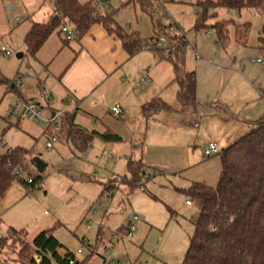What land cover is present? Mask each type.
<instances>
[{
  "label": "rangeland",
  "instance_id": "374dc122",
  "mask_svg": "<svg viewBox=\"0 0 264 264\" xmlns=\"http://www.w3.org/2000/svg\"><path fill=\"white\" fill-rule=\"evenodd\" d=\"M2 1L0 51L7 50L11 55L6 57L0 52V79L9 83L8 90L7 86L0 85V156L16 148L26 151L22 178L28 180L40 176L42 181L29 187L15 180L7 190L4 209L0 213V240L6 244L0 250V264H27V255L31 253L28 243L45 230L52 231L53 237L61 245L58 250L60 253L73 254L81 264H101L109 258L122 264H183L193 233L191 220L197 212L194 203L191 202V207L186 205L189 187L174 175L154 173L149 169L140 182L143 191L140 188L131 191L125 184L127 163L141 159V146L145 149L149 141L162 139L161 130L167 133L165 137L169 140L171 137L176 140L182 135V140L187 138L191 141L196 132L193 125L200 123L199 114H181L192 110V106L177 103L178 87L172 82L174 73L171 63L167 59L154 57L150 49H143L138 53L139 57L136 55L130 61V71L126 74L121 72L115 77L124 83V88H119L115 83L110 87H102L99 93L104 95L106 105L87 112L78 111L73 117V124L92 136L87 147V143L83 144L81 133L74 131L69 134L66 131L64 113L74 111L66 104L62 103L56 110L60 111L59 132H55L47 122L38 123L30 118L18 120L11 116L12 106L22 97L39 103L47 121L53 102L51 95L50 104H44L42 90L51 94L44 84L46 75L24 45L30 21L22 18L21 4L31 0ZM174 1L177 3L171 4L170 0H145L141 9L133 0H106L98 9L103 15H114L121 27L120 34L126 37L134 35L141 42L165 35L178 43L185 36L201 59L194 60L193 48L188 45L185 70H198L196 80L203 86L205 97L210 95L211 90L217 92L228 76L224 71L211 73L208 67H204L205 63L221 69H231L240 64L244 76L242 79L246 83L237 73L221 99H227L233 109L238 108L242 115H247L252 121L263 119L264 99L258 90L264 91V70L250 63V59L262 57L259 47L264 41V23L260 21L258 13L251 9H242L239 13L219 12L218 19L226 21L222 27L229 32V43L219 46L214 31H208V36L205 31H194L196 0ZM163 12L170 17L169 21H161ZM15 18L19 20L18 23H15ZM171 21L180 24L185 32ZM168 23L172 31L164 26ZM244 24L248 27L245 34L242 29ZM115 37L118 41L119 37ZM131 40L125 39L126 42ZM146 44L150 46L152 42ZM239 44L245 45L244 48L238 49ZM16 54H22V58L17 59ZM165 74L169 77L164 81ZM19 77L21 88L11 89ZM144 79L151 80V83L153 81L157 89L155 99L171 109L169 112L151 114L160 116L158 119L161 122L157 125L147 121L142 114V107L137 106L136 95L151 85ZM254 95L257 97L254 106L244 108L243 104L253 101L250 97ZM119 100L128 110L124 118H117L110 112L111 106ZM210 112V109H205L201 114L208 116ZM180 122L186 126L181 132L175 129ZM206 128L216 129L213 123ZM106 130L119 136L120 141L104 142L92 135ZM50 135L55 136L58 142L47 150L45 143ZM85 146V150H80ZM189 151H192V146ZM104 153L111 159L105 157ZM34 158L46 164L43 173H38L31 164ZM103 186L107 190L103 191ZM133 216H137L138 220L134 222L132 236H116V231L121 226H128ZM11 231L19 234L13 236ZM22 244L28 249L20 257ZM79 250L82 253L77 255ZM107 251L110 256L106 254Z\"/></svg>",
  "mask_w": 264,
  "mask_h": 264
},
{
  "label": "trees",
  "instance_id": "16d2710c",
  "mask_svg": "<svg viewBox=\"0 0 264 264\" xmlns=\"http://www.w3.org/2000/svg\"><path fill=\"white\" fill-rule=\"evenodd\" d=\"M57 12L46 23L34 24L24 38L28 54L36 58L37 52L50 35L67 24L73 31V38L80 41L93 26H100L105 33L116 39L119 37L123 50L129 57L143 49H150L154 56L167 59L173 68L174 79L178 91L177 103L181 106H196V78L193 72L185 70V58L188 43L181 38L175 43L173 51L156 47V39L142 41L134 35L120 34L121 27L116 23L114 15H103L93 2L80 4L78 0H50ZM143 8V1L133 0ZM151 1V0H149ZM197 16L194 22L196 31H214L219 46H226L228 30L222 25L226 21L218 19L219 12H236L251 9L258 13L264 23V0H198L195 4ZM244 34L247 27L242 25ZM60 32V31H59ZM136 34V33H135ZM138 35V34H137ZM239 36V35H238ZM132 38L130 42L125 39ZM152 44L149 46L146 43ZM259 47L264 58V41ZM0 85L8 88V81L0 79ZM11 89L15 87L12 85ZM171 109L159 102L151 100L142 106V114L148 121L157 112H169ZM66 131L81 133L83 144L87 147L92 138L90 134L78 129L71 117L65 116ZM104 142H117L120 137L106 130L103 133H93ZM82 147L80 150L87 148ZM76 149L77 146H75ZM79 150V149H78ZM27 152L16 148L8 150L0 156V198L7 192L11 184L17 180L22 185L34 187L42 181V177L19 179L17 174L25 168ZM221 171L214 188L194 185L186 191L189 202L197 207V212L191 224L193 233L185 253L183 264H264V118L255 121L252 129L233 145L220 153ZM145 165L141 160L129 161L126 166V186L129 190L143 187L140 185L146 175ZM30 181V183H28ZM103 186V191H105ZM126 227L119 228L116 236L124 235ZM12 235L18 232L11 231ZM30 255L27 264H81L71 253L60 254L61 245L53 237L51 230L40 232L28 243ZM23 247L19 256H24L28 246ZM6 246L0 240V250ZM40 261L36 263L34 257Z\"/></svg>",
  "mask_w": 264,
  "mask_h": 264
},
{
  "label": "crops",
  "instance_id": "0c3cea01",
  "mask_svg": "<svg viewBox=\"0 0 264 264\" xmlns=\"http://www.w3.org/2000/svg\"><path fill=\"white\" fill-rule=\"evenodd\" d=\"M93 1L78 0L80 4ZM197 1L194 2V6ZM24 2L25 4H21V15L22 18L30 21L27 33L34 24L46 23L54 16L55 8L50 0H31L30 2ZM170 3L174 4L177 2L170 0ZM1 4L3 6L2 0H0V6ZM162 6L164 5L162 4ZM7 9L9 10L10 8L8 7ZM195 19L193 21V29ZM18 22L19 20L15 18V23ZM171 23L179 25L183 29L177 22L171 21ZM244 25L247 27L246 24ZM183 31L185 32L184 29ZM194 31L196 32L195 29ZM71 41L72 44H70ZM71 41L66 42L59 31L55 34L52 33L37 52L35 60L46 75L44 84L45 87L47 86L49 88L52 95L51 102H53V105L50 108L51 115H58L60 111L58 112L56 110L63 103L70 108H74L73 112L64 113L73 119V117H76L78 111L87 112L93 108L106 105L107 101L104 95L101 92L99 93L102 87H110L117 84L119 88H124V83H120L115 77L121 72L126 74L130 71L128 65L138 53L129 57L123 50L120 42L108 36L100 26H93L88 34L80 41H76L74 38ZM190 46L193 48L194 60H201L200 57L199 59L195 58L194 52H196V48L194 45ZM244 46L243 44H239L238 49H243ZM204 67H208L211 73L217 72L215 74L224 71L228 76H226L227 79L224 85L219 86L217 92L211 90L210 95L207 97L204 96L203 86L199 85L196 80L197 104L191 107L192 110L181 112V114H185L186 116L192 112L200 115V123L193 125L196 132L192 135L191 141L187 138L182 140V135L181 137H177L176 140L173 137L169 140L165 137L167 133L161 130L162 139H158L156 142L149 141L147 147L144 149L141 146L140 150V160L145 165L146 170L149 169L154 173L157 171V173L163 175H174L177 180L183 182L189 188L194 185L214 188L221 171L220 153L246 135L252 129V125L255 122L247 115H242L238 111V108L233 109V106L227 99H221L222 94L232 78L237 77V73L241 76L240 79L244 78L241 65L238 64L237 67L231 69H221L220 67L205 63ZM190 72L195 74V78L197 77V69ZM167 77H169L168 74H165L162 80L165 81ZM120 79L122 81V77ZM146 81V83H150L151 85L149 84L150 86L136 95L138 108L155 99L154 95H156L157 89L154 87L153 81L152 83L151 80L149 82L146 79ZM242 81L244 82L243 79ZM258 93L264 99V91L258 90ZM20 100L33 102L31 100H24L22 97ZM250 100L253 101L243 104L245 106L244 108L254 106L257 97L255 95L254 97L251 96ZM114 106H118L121 109L122 118H124V115L125 117L128 115V110L123 101H116L111 108ZM205 109H210V115L206 116V114H201ZM61 113L63 112L61 111ZM166 116H172V114H167ZM158 117L160 116H152L148 121H152V123L157 125L156 123L161 122ZM211 123L215 125L216 129L207 130L206 126ZM175 129L181 132L186 129V126L180 122ZM210 143L217 145L218 153L204 158L203 151ZM191 146L192 151L190 152L189 149ZM6 194L7 192L0 198V213L4 209L3 201L6 198ZM122 227L125 226H121L120 228ZM6 231L8 232V230Z\"/></svg>",
  "mask_w": 264,
  "mask_h": 264
},
{
  "label": "built area",
  "instance_id": "2783aa9c",
  "mask_svg": "<svg viewBox=\"0 0 264 264\" xmlns=\"http://www.w3.org/2000/svg\"><path fill=\"white\" fill-rule=\"evenodd\" d=\"M103 2H106V0H94L93 1V7L98 8L99 5ZM164 13V12H163ZM54 15H57L56 10H54ZM170 17L168 16L167 13H164L162 15V22H166L169 21ZM171 24H165L164 26L169 27V30L172 31V26L170 28ZM60 33L62 34L64 40L66 42L71 41L73 39V31L72 29L67 25L64 24L60 27ZM206 36H208V32L205 33ZM182 38L188 43L189 41L187 40V38L185 36H182ZM156 47L159 49H167L168 51H173L174 47H175V42L171 41L168 37H166L165 35L163 36H159L156 41ZM192 45L190 42L188 43V45ZM4 56L8 57L10 56V52L4 49H1L0 51ZM195 54V58L199 59V56L197 54V52H194ZM250 63L254 64V65H259L263 70H264V58L262 57H258V58H252L250 59ZM32 76V75H31ZM145 82L146 79L144 80ZM15 88H21L22 86V82H21V78H17L14 81V85ZM42 97H43V102L46 106H48L50 104V100H51V94L49 92H47L46 90H42ZM111 113L113 116L119 118L122 116V111L118 106H114L111 108ZM11 116L17 118L18 120H24L27 118H30L38 123H42V122H47L48 124H50L55 132H59L61 131V127H60V122H59V116L58 115H51L47 121L46 119L43 117L42 115V108L40 107L39 103H35V102H26V101H22V100H18L14 106H12L11 108ZM58 139L55 136H50V138L46 141L45 143V147L47 150L52 149L53 144L57 143ZM218 153V149H217V145L215 143H210L208 144L204 151H203V157L207 158L210 157L212 155H215ZM105 157H108V159H111L110 156H108L107 153L103 154ZM18 178H22L21 174H17ZM28 183H30V181H28ZM144 188L140 187V191H143ZM186 205L187 206H191V202L186 201ZM138 220L137 216H133L129 222H128V226H126L125 229V236L127 237H131L132 233L134 231V222H136ZM82 253V251H78L77 255H80ZM107 255L110 256V252L107 251L106 252ZM74 258L76 259V256H74ZM34 260L36 263H39L40 259L35 256ZM69 264H74V260L70 261ZM102 264H122L120 261H114L112 259H107V260H103Z\"/></svg>",
  "mask_w": 264,
  "mask_h": 264
},
{
  "label": "water",
  "instance_id": "95a60500",
  "mask_svg": "<svg viewBox=\"0 0 264 264\" xmlns=\"http://www.w3.org/2000/svg\"><path fill=\"white\" fill-rule=\"evenodd\" d=\"M17 59L22 58V54H16ZM31 164L34 166L35 170L38 173H43L44 170L46 169V164H44L42 161H40L38 158H34L31 160Z\"/></svg>",
  "mask_w": 264,
  "mask_h": 264
}]
</instances>
